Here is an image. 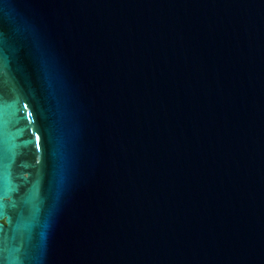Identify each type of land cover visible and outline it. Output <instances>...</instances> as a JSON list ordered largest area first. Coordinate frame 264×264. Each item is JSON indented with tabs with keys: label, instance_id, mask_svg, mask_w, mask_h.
<instances>
[{
	"label": "water",
	"instance_id": "1",
	"mask_svg": "<svg viewBox=\"0 0 264 264\" xmlns=\"http://www.w3.org/2000/svg\"><path fill=\"white\" fill-rule=\"evenodd\" d=\"M0 264H264V0H0Z\"/></svg>",
	"mask_w": 264,
	"mask_h": 264
}]
</instances>
